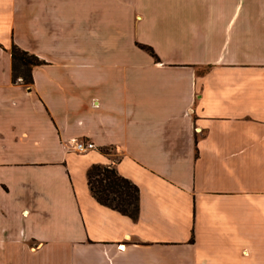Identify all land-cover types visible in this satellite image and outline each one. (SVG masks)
<instances>
[{
    "label": "crops",
    "instance_id": "1",
    "mask_svg": "<svg viewBox=\"0 0 264 264\" xmlns=\"http://www.w3.org/2000/svg\"><path fill=\"white\" fill-rule=\"evenodd\" d=\"M0 264H264V0H0Z\"/></svg>",
    "mask_w": 264,
    "mask_h": 264
},
{
    "label": "trees",
    "instance_id": "2",
    "mask_svg": "<svg viewBox=\"0 0 264 264\" xmlns=\"http://www.w3.org/2000/svg\"><path fill=\"white\" fill-rule=\"evenodd\" d=\"M156 55L151 46H144ZM12 78L25 84L33 82L32 69L42 63L37 54L17 43L11 47ZM88 183L94 196L102 203L136 218L140 209V188L130 178L122 175L113 164L93 163L88 169Z\"/></svg>",
    "mask_w": 264,
    "mask_h": 264
},
{
    "label": "built area",
    "instance_id": "3",
    "mask_svg": "<svg viewBox=\"0 0 264 264\" xmlns=\"http://www.w3.org/2000/svg\"><path fill=\"white\" fill-rule=\"evenodd\" d=\"M74 146L78 151L83 152L93 148L95 146V143L87 139H77Z\"/></svg>",
    "mask_w": 264,
    "mask_h": 264
}]
</instances>
